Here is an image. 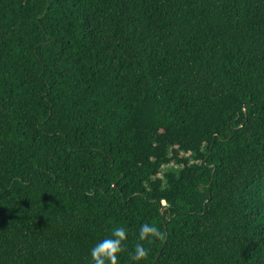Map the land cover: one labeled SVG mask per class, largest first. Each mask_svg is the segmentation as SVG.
Wrapping results in <instances>:
<instances>
[{
    "label": "trees",
    "instance_id": "16d2710c",
    "mask_svg": "<svg viewBox=\"0 0 264 264\" xmlns=\"http://www.w3.org/2000/svg\"><path fill=\"white\" fill-rule=\"evenodd\" d=\"M117 226L119 264H264V0H0V264Z\"/></svg>",
    "mask_w": 264,
    "mask_h": 264
},
{
    "label": "clouds",
    "instance_id": "9594fccd",
    "mask_svg": "<svg viewBox=\"0 0 264 264\" xmlns=\"http://www.w3.org/2000/svg\"><path fill=\"white\" fill-rule=\"evenodd\" d=\"M128 238V234L123 226H117L111 231L110 236L99 240L91 248L92 264H119V257L122 246ZM163 239V233L158 226L152 224H142L139 229V240L147 242L148 245ZM150 248L144 243H137L131 259L134 264H143L149 256Z\"/></svg>",
    "mask_w": 264,
    "mask_h": 264
},
{
    "label": "water",
    "instance_id": "95a60500",
    "mask_svg": "<svg viewBox=\"0 0 264 264\" xmlns=\"http://www.w3.org/2000/svg\"><path fill=\"white\" fill-rule=\"evenodd\" d=\"M156 264V263H155Z\"/></svg>",
    "mask_w": 264,
    "mask_h": 264
}]
</instances>
